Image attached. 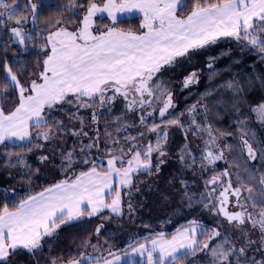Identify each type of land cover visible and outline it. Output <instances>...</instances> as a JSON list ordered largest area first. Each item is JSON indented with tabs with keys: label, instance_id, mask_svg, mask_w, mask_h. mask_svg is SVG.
Segmentation results:
<instances>
[{
	"label": "snow or ice",
	"instance_id": "obj_1",
	"mask_svg": "<svg viewBox=\"0 0 264 264\" xmlns=\"http://www.w3.org/2000/svg\"><path fill=\"white\" fill-rule=\"evenodd\" d=\"M23 6L24 0H20V3H17V0H11V3L0 0V17L3 18L0 19V26L15 18L16 26L9 27L7 31L11 33L14 42L20 45L34 38L24 26L27 23L36 24L40 18L38 4L33 0H27L28 13L17 16ZM47 6L49 5L43 3V0L39 5L41 8ZM187 6V0H122L120 3L117 0H105L102 5L96 0H85L83 4L70 0V4L64 8H70L74 14H79L75 9L80 7L84 9V14L75 30L69 28V25L74 23L70 17L56 19L45 25L46 43L41 46L45 50V59L39 66L42 71L37 72L39 82L32 79L25 87L20 82L28 74L24 68L20 67L14 71L12 66L4 64V79L18 92L19 100L15 109L7 114L0 106V145H5L6 141L13 139L31 144L34 136L36 140L54 145L51 151L53 155L59 154L62 172L72 170V165L77 163L78 154H83L79 163L91 164V167L87 171H73L72 176L27 196L16 203L14 210H9L7 204L0 209V264H7L10 256L15 255L17 250L24 249L32 254L42 250L44 239L53 238L62 225L97 216L105 209L122 217L124 203L121 191L130 194L134 186V175L141 172L152 174L153 153L158 157L155 171H160V166L165 163L163 157L167 156V128L173 126L183 129L185 134L186 142L179 154V162L183 167H199L204 171L208 166H214L220 161L228 164L225 151L233 157L232 162L237 169V185L233 187V174L228 168L211 176L205 180V187L209 190L202 194V199L208 201L204 206L211 205L229 224H234L241 231L246 246L256 243L248 239L243 230L242 226L246 221L253 229H259L264 237V207L259 209L257 218V215L248 211V204L241 200L243 191L248 193L247 200L256 199L245 180L255 182L264 190V173L246 166L264 158V141L257 137L248 120L243 118V114L237 118L239 132L236 144H225L224 147L218 143V136L211 124L196 121L193 115L197 110L196 105L188 109L187 114L191 119L187 125L180 120L184 113L164 120V117L174 115L170 110H174L176 105L173 103L171 81L161 80L157 75L165 67H176L180 59H190L191 54L216 43L222 37L234 38L243 48L256 51L264 59V0H204L203 3L201 0H194L190 13L178 15V10ZM136 10L143 14L140 27L146 31L137 33L115 26L118 14ZM98 14H107L113 26L94 32V18ZM16 63L22 64L19 58ZM208 67L211 68L212 64L209 63ZM181 83L183 88L198 83L197 73H189ZM222 87L235 93L243 91L241 83L235 80L227 81ZM7 94L0 86V95ZM117 94L128 100V111L152 108V112H148L147 116L157 111L153 107L154 103L162 105L158 110L162 124L153 123L148 129L157 134L154 146L151 142L139 144L137 137H126L129 146L125 148L116 137L121 129L126 130L128 125L123 123L122 117L117 116L115 132L105 127V152L101 157L95 160L90 157L93 150L100 151L98 128L95 129L96 135L89 138L90 142L81 144L79 150L73 148L63 151L55 147L60 135L88 137V133L83 130L86 126L85 119L79 115V109H93L91 121L93 125H98L99 117L95 110H110ZM65 105L77 109L69 115V121H79V130L53 116L45 115V109L53 110L57 106L63 109ZM252 111L257 120L264 124V104L256 106ZM140 122L146 124V116H140ZM193 128L194 136H207L199 163L187 143V134ZM143 136L144 133L139 134L141 139ZM36 147L43 145L37 144ZM104 156L108 157L107 167L98 171V166L103 165ZM6 157L8 166L15 167V163H19L27 168L24 153L9 152ZM13 158L15 163L12 162ZM238 159L245 161L244 167L236 162ZM39 160L44 163L49 157L41 156ZM117 164L122 166L117 167ZM26 175L30 178L31 173L26 172ZM114 180L117 187L113 186ZM181 184L187 189V182L181 181ZM230 195L236 198L234 207L241 209L240 211H228ZM106 196L111 199V203L106 202ZM184 196L189 201L192 200L187 191ZM252 207L255 208L256 204L253 203ZM127 209L129 213L134 212L130 202ZM101 228L102 224L95 230L97 237ZM198 235L206 236L207 242L199 241ZM213 240L218 242L210 247ZM89 246L96 255L80 252L78 257L66 261L52 259L50 264H117L121 260L119 255L112 252L104 256L100 252L102 245L99 242L92 244L90 239H86L80 245L84 248ZM246 246L238 247L235 238L230 236L227 230L222 233L217 227L209 233L203 224L195 220L177 229L170 239L164 232H157L154 238L145 237L144 242H139L138 246L129 245L133 253L146 258V264H178L184 257L200 252L209 257V264H233V261L234 264H264V258L250 259ZM260 246L264 248V239L261 240ZM261 256L264 257V251Z\"/></svg>",
	"mask_w": 264,
	"mask_h": 264
},
{
	"label": "trees",
	"instance_id": "obj_2",
	"mask_svg": "<svg viewBox=\"0 0 264 264\" xmlns=\"http://www.w3.org/2000/svg\"><path fill=\"white\" fill-rule=\"evenodd\" d=\"M6 2L11 3V0H6ZM33 2L38 4L40 18L36 24L27 23L24 26L25 30L33 35L34 38L32 40H26L24 45L14 42V38L7 29L16 26L14 22L15 18L12 21H5V23L0 26V86L8 93L7 95H0V106L3 107L6 114L14 110L18 105L19 96L18 92L13 90L9 81L4 79V64L7 63L12 66L14 71L20 67L24 68L25 72L28 74L25 78L21 79L20 82L26 87L32 79H35L33 77L35 70H42L39 66L45 59V50L41 47L46 43L44 39V36L47 34V31H44L45 25L56 19L70 17L74 23L69 26L73 28L74 24L80 20V14L82 13V8L80 7L75 9L79 14H74L70 8L67 10L64 8L65 5L70 4V0H46L43 1V3L49 6L42 8L39 7L42 0H33ZM84 2L85 0H76L77 4H83ZM187 2L188 6L182 9L186 13H190L194 0H187ZM203 2L204 0H201V3ZM212 2H218V0H212ZM17 3H20V0H17ZM28 11L27 0H24V6L20 8L17 16H24ZM0 19L3 18L0 17ZM219 44L225 45L218 47V51H214L215 49L213 47L219 46ZM239 49L243 52L242 55H245L250 69L253 71L256 69L258 71L254 72V74L257 75L254 81H259V84L264 85V77L262 79V76H264V59H262L256 51L243 48L241 43L237 42L234 38L222 37L219 38L216 43L209 45L203 58L199 59L198 64L193 66V71H195L198 76V83H194L188 88H183L182 83L179 81L175 82V84L170 87L172 96L177 104L176 106H178L175 112L176 116L180 113H184L183 116H180L181 123L185 125L189 123L191 117L187 114L188 109L196 105L198 111L193 113L196 121L198 123L212 125L218 136V143L220 146H224L226 141L233 137L232 135L228 136L224 133L225 128L229 127L237 130L236 133L239 132L237 118L241 114H243V118L248 120V122L252 120V130L262 139V131L258 132L253 111L249 109L244 110L241 107V99H244V94L247 93L250 98H255V94L253 93L254 90H251V86L249 85L252 79L250 83L248 82L249 79L245 81L248 92H246V89L244 90V87L242 93H235L231 90L232 93L230 94V98L227 97V101L225 100L226 105L223 103L225 106L222 104L221 107L219 105V100H214L218 98L215 93H218L220 87L222 88L227 81H239L243 86V80L239 75L240 69L237 68L236 65L240 64V59H242L238 51ZM233 51L235 52L233 58L224 57L230 60V62L228 60L227 62L220 60L222 56L233 54ZM17 58H19L22 64L16 63ZM210 58L213 59L210 60ZM209 63L212 64L211 68L208 67ZM229 66H232V73H229ZM255 91L257 94L259 93V96H262V92H264L259 86ZM179 92H184L185 98L184 96H180ZM196 92L199 95L195 96ZM259 101L263 102L262 99ZM259 101L255 99L252 103L256 106ZM127 103L128 100L117 94V98L111 105L110 110L97 108L95 111L99 117L98 125H93L91 121L93 109H79V115L85 119L86 126L83 130L88 133V137L78 138L70 134L60 135L55 147L63 151H68L73 148L79 150L81 144H88L90 142L89 138L96 135L95 129L98 128L100 133V151L93 150L90 153L91 159L95 160L98 156L104 155V140L106 139L104 135L105 127L107 126L109 131L115 132L117 125L115 117L117 116L122 117L123 123L128 125L127 129L124 130L122 128L116 137L121 140L125 148L129 146L126 137H137V142L141 145L146 144L147 141L155 142L157 134L148 131L153 123L160 124L157 122L159 121L158 119H156V122L154 121L155 112L151 116H147L146 114L148 112H152V108L148 107H145L143 111L139 108L135 111H128L126 107ZM115 104L117 105V109L114 108ZM211 106H214L215 110H212L213 108L211 109ZM215 106L220 107L215 108ZM236 109H239V111ZM76 110L75 107H69L67 105H65L63 109L57 106L53 110L45 109V115L53 116L55 119L64 121L66 125L70 124L72 128L79 130V121H69V115ZM142 115L146 116V124H141L140 122V116ZM184 116H187L185 120H183ZM33 132H35V130H33ZM140 133H144L142 139L139 137ZM167 133L168 141L165 146L167 156L163 157L165 163L160 166V171L157 173L155 171V165L158 157L156 153H153L152 174L146 175L141 172L133 176L134 186L131 188L130 194H125L124 190L122 192L124 203V214L122 217L110 214L106 218V216L103 217L99 214L94 221L98 223L97 225H90V223L82 228L81 225L85 223L82 221L83 219L77 223L63 225L57 230L53 238L49 239L46 237L44 239L42 250H38L34 254L24 249L17 250L15 255L10 256L7 264H50L52 259H63L66 261L69 258L78 257L80 252L96 255L97 253L93 252L91 246L87 248L80 247L84 238L87 237L91 240L92 244H97V242H99V244L102 245L100 252H102L104 256H107L108 252L120 253L131 248L129 245H138L139 242H144L145 237L152 236L154 238V234L157 232H164L168 237H171L177 229L186 226V224H189L193 220L215 228L214 224L210 222L212 219L210 218L211 214H209L211 205L205 207L204 205L208 203V201L207 199H202V194L209 190L205 187V180L209 177L208 173H204L199 167L190 168L191 171L187 172L185 167H183L185 173L176 175L170 164L179 160L178 155L180 149L186 142L185 134L183 129L174 126L167 128ZM221 133L224 135L221 136ZM202 138L206 140L207 136H202ZM187 143L192 153L196 155L197 162L199 163L201 153L199 150H193L196 145L198 146V142L194 141V139H190L189 134H187ZM37 144H41L43 147H36ZM53 146L54 145L50 143L36 140L34 136L31 144H28L27 141L12 142L8 140L5 145H0V176H3V178L7 180L5 183L0 181V209L7 204L9 210H14L16 203L25 199L27 196L33 195L61 179L72 176L73 171L78 173L91 167V164H80L79 160L83 158V154H78L76 157L77 163L72 165V170L62 172L59 154L53 155L51 151ZM29 148H31V151H29ZM9 152L24 153L27 168H25L23 164L15 163V158H13L12 161L15 163V167L8 166L6 154ZM45 155L49 157V160L41 163L39 157ZM106 157L107 156H104V160ZM128 158L130 157H126V159ZM231 162L232 161L229 160V163L226 164L222 161L221 163H216L212 167L214 169L224 170V167L227 165L229 168L231 167ZM106 167L107 166L104 165L98 166L100 169H106ZM37 169H39V171H36ZM208 169L209 166L207 170ZM26 172L31 173L30 178L26 175ZM181 181L187 182V189L182 186ZM185 191L192 196L191 201L185 198ZM129 202L133 206V213L128 212L127 204ZM101 224L103 228H101L99 237H97L95 230ZM226 229L227 227L225 226L221 232L224 233ZM227 232H230L228 234L235 238L238 247L246 246L239 229L230 228ZM259 233V229H256V235H254L255 230L246 231V234L250 235V240L256 242L251 246H246L247 253L249 254L252 251L253 257L257 255V251L264 249L260 246L262 236H260ZM257 236H260L259 240H255ZM105 241H107V243H105ZM217 242L218 240L211 241L210 247L214 246ZM182 262H184V264H189V262L190 264H209V257L205 253L200 252L194 256L184 257L178 263ZM125 264L146 263L132 261Z\"/></svg>",
	"mask_w": 264,
	"mask_h": 264
},
{
	"label": "rangeland",
	"instance_id": "obj_3",
	"mask_svg": "<svg viewBox=\"0 0 264 264\" xmlns=\"http://www.w3.org/2000/svg\"><path fill=\"white\" fill-rule=\"evenodd\" d=\"M43 1H46V0H43ZM96 2L97 3H99V4H103L104 2H105V0H96ZM117 2L118 3H120V2H122V0H117ZM81 16H80V20H81V17H82V15L84 14V9L82 8L81 9ZM181 14H187L183 9H179L178 10V15H181ZM80 20L78 21V22H76L75 24H74V27L73 28H71L70 26H69V28H70V30H75V28L76 27H78L79 26V24H80ZM94 20H95V26H94V28H93V31L94 32H98V31H104V30H106V28L107 27H111V26H113L112 25V22H111V19H110V17H108L107 16V14H98L95 18H94ZM143 22V14L140 12V11H138V10H136V11H132V12H129V13H120V14H118V20H117V22H116V24H115V26L116 27H118V28H121V29H124V30H131V31H134V32H137V33H140V32H142V31H146V29H141V27H140V25H141V23ZM47 35V34H46ZM225 44H219V46L217 45V46H214L213 48L215 49L214 51H218V47H222V46H224ZM226 46H228V45H226ZM207 50H208V46L206 47V48H204V49H201V50H199V51H197V52H195V53H193V54H191L190 55V59H180L179 61H178V63H177V66L176 67H174V68H168V67H165L164 69H162V71H161V73L158 75L159 76V78L161 79V80H164V81H171V85H170V87L172 86V85H174L175 84V82H181L182 81V79L185 77V76H187L189 73H191V72H193V66H195V65H197L198 64V60L199 59H202L203 58V56H204V54L207 52ZM239 51V54H240V57L242 58V59H240L241 60V62H239L240 64H236L237 65V68H239L240 69V77H241V79L243 80V87H244V90L246 89V85H245V81L246 80H248V82L251 80V84H249L251 87V90H254L253 91V93L255 94V98H253V97H249L248 95H247V93L246 94H244L245 95V97H244V99H241V107L244 109V110H247V109H249V110H252L253 108H255L256 106H258V105H260V104H264V92H262V96H259V93L257 94V92L255 91V89H258V86H259V88L260 89H262V91H264V85L262 84H259V81L258 82H256V80L254 81V79H256L257 78V75L256 74H254V72L255 71H257L256 69L253 71L252 69H250V65H248V61L245 59V55H242V51H241V49H239L238 50ZM241 51V52H240ZM235 54V52L233 51V54H228V55H225V56H222L221 58H220V60L221 61H223V62H227V60L228 59H226V58H224V57H230V58H233V55ZM229 62H230V60H228ZM39 70V69H38ZM38 70H35V72L33 73V77L35 78V79H38V77H37V72H38ZM39 71H42V70H39ZM232 73V66H229V73ZM258 72V71H257ZM263 77L264 76H262V79H263ZM199 91V90H198ZM193 92V91H192ZM246 92H248V89H246ZM232 92H231V89H227V88H224V87H220V91L218 92V93H215L217 96H218V98L217 99H214L215 101L216 100H219V105L222 107V104L224 103L225 105H226V102H225V100L227 99V97H229L230 98V94H231ZM111 93H109V95H110ZM179 94H180V96H184V98H185V93L184 92H179ZM197 95H199L197 92L195 93V96H197ZM261 95V94H260ZM130 99H131V97H130ZM255 99H257L258 101L260 100V99H262L263 100V102L262 101H259L258 103H257V105L256 106H254V104L252 103L253 102V100H255ZM227 101V100H226ZM223 104V105H224ZM177 105V104H176ZM224 105V106H225ZM160 106V104L159 103H154V105H153V107H155L156 108V112H155V119H154V121L156 122V119H157V116H158V108H160L159 107ZM220 106H215V108H217V107H220ZM114 108L115 109H117V105L115 104L114 105ZM213 108V109H212ZM177 109H178V106H176V109L174 110V111H172L173 113H174V115L172 116V117H169V116H166V118H164V120H167V119H169V118H175V116H176V111H177ZM211 109L212 110H215L214 109V106H211ZM231 110V109H230ZM198 110H196V112H197ZM254 113V112H253ZM249 116V115H248ZM254 117L256 118V114L254 113ZM185 118H187V116H184V119L183 120H185ZM157 122H159L160 124H162V119H160V121H157ZM202 124V123H201ZM252 125V120H249V126L250 127H252L251 126ZM256 126H257V128H258V132H261L262 131V139H263V141H264V124H262V123H260L258 120H257V118H256ZM175 127V126H174ZM176 128H179V127H176ZM180 129V128H179ZM261 129V130H260ZM195 131V129L193 128L191 131H189L188 132V134H189V137H190V139H194V141H197L198 142V146L196 145V147L195 148H193V150L194 151H197V150H199V152L201 153V150L204 148V142H203V140H204V138H202V136H194L192 133ZM215 131V130H214ZM216 132V131H215ZM257 136H258V138L259 139H261L260 138V136L258 135V134H256ZM203 136H205V135H203ZM12 142H14L15 141V139H13V140H11ZM18 141V140H17ZM189 141H191V140H189ZM147 142H150V141H147ZM152 143V145L154 146L155 144H156V139H155V142H151ZM221 147H224V146H221ZM180 154V153H179ZM195 155V154H194ZM102 156V155H101ZM101 156H98V157H101ZM196 156V155H195ZM97 157V158H98ZM96 158V159H97ZM107 158L108 157H106L105 158V160H104V162H103V165L104 166H107ZM178 158H179V155H178ZM106 161V162H105ZM222 161H220V162H217V163H221ZM263 162H264V158H263ZM263 162H261V165L264 167V164H263ZM98 165H99V161H98ZM102 165V166H103ZM122 165H120V164H117V167H121ZM123 166H126V165H123ZM170 166L173 168V170H174V172H175V174L176 175H181V174H183V173H185V169L187 170V172H189V171H191L190 170V168H183V165L179 162V160L178 161H176V162H174V163H171L170 164ZM213 167L212 166H209V171H211V169H212ZM194 171V170H193ZM204 173H208V170H204ZM262 173H264V171L262 172ZM208 176H210V174L208 173ZM211 177V176H210ZM209 177V178H210ZM140 179L142 180V177L140 176ZM134 180V179H133ZM0 181H3L4 183L7 181L5 178H3V176H0ZM116 185H117V183H115ZM236 184H237V182H236ZM245 184H247V186L248 187H251L250 186V182L249 181H247V180H245ZM5 185V184H4ZM118 186V185H117ZM234 186V185H233ZM218 188V191H219V186L217 187ZM122 192H123V190L121 191V194H122ZM244 193H245V195H244V197L241 195V200L242 201H244L245 203H246V201H247V197H248V193L246 192V191H243ZM253 195V197H254V194H252ZM232 200H234L235 199V201H236V198L234 197V196H232V198H231ZM250 202H252V201H250ZM107 203H111V199L109 198V200L107 201ZM246 204H248V203H246ZM234 205L235 204H233V206L231 205V204H228V211H230V212H235V211H237V207H234ZM241 210V209H240ZM215 208H213L212 206L210 207V209H209V214H211L210 215V218H212L211 220H210V222L212 223V224H214V227L215 228H219V230L220 231H222V229L226 226L227 227V229L226 230H229L230 228H236L235 227V225L234 224H229L224 218H223V216H218V217H216V216H214V214H215ZM110 214H112L111 212H110V210H107V209H105L102 213H101V215L104 217V216H106V218L108 217V215H110ZM112 215H114V214H112ZM212 216H214V218L212 217ZM98 217V215L97 216H93V217H86V218H84L82 221H84L85 223L83 224V225H81V227L83 228L84 226H86L87 224H90V225H97L98 223L97 222H94L95 221V218H97ZM257 217H258V215H257ZM107 220H109V219H107ZM111 220V219H110ZM112 220H113V218H112ZM94 222V223H93ZM110 224V223H109ZM186 225H188V224H186ZM220 225H221V227H220ZM205 226V228L209 231V233L211 232V230L213 229V227H209L208 225H204ZM243 227V230H244V232L246 233V231H252V230H255V234L254 235H256V229H253L252 227H251V225L246 221V223L242 226ZM246 230V231H245ZM175 233V232H174ZM173 233V234H174ZM228 233H230V232H228ZM259 237L260 236H257V237H255V240H259ZM169 238V237H168ZM171 238V237H170ZM247 238L248 239H250V235L249 234H247ZM86 239H89L88 237L87 238H84V240H86ZM197 239L199 240V241H201L202 243L203 242H207V240H208V238L206 237V236H202V235H198L197 236ZM261 239H264V237H262ZM136 246H138V245H136ZM262 251H264V249L262 250V249H260V251H257V255H255V259H257V260H260V259H262V258H264V257H262L261 256V252ZM128 253V255H125V253ZM126 252H123V255H122V257H121V260L119 261V262H117V264H122V263H124L125 261H129V262H131V261H140V262H145L146 263V258L144 257V256H140L139 254H136V253H133L132 252V249L131 248H129L128 250H126ZM102 253V252H101ZM120 253H122V252H120ZM119 253V254H120ZM117 254V253H116ZM248 256H249V258L251 259V258H253V252L251 251L249 254H248ZM178 264H184V262H182V263H178Z\"/></svg>",
	"mask_w": 264,
	"mask_h": 264
},
{
	"label": "flooded vegetation",
	"instance_id": "obj_4",
	"mask_svg": "<svg viewBox=\"0 0 264 264\" xmlns=\"http://www.w3.org/2000/svg\"><path fill=\"white\" fill-rule=\"evenodd\" d=\"M160 73H158L157 75H159ZM173 103H175L174 101H173ZM159 107H161V105L159 106ZM173 111V110H172ZM237 132V130H234V129H232V128H229V127H227V128H225L224 129V133L226 134V135H232L233 137L232 138H230V140H228V141H226V143L225 144H232V145H235L236 144V142H237V135H238V133H236ZM258 137V136H257ZM247 138V137H246ZM260 140H262V139H260ZM263 141V140H262ZM251 142V141H250ZM224 144V145H225ZM254 147H256V145H254ZM225 157H226V159H229V160H231V161H233V157L232 156H230L229 155V153L227 152V151H225ZM236 162H238V163H240L241 164V166L242 167H244L245 166V161L243 160V159H238ZM261 162H263V158H259L257 161H253V162H250V163H248L246 166L249 168V169H255V170H257L258 172H260V173H262L263 171H264V167L261 165ZM263 164H264V162H263ZM225 168H228V170H229V172L230 173H232L233 175H232V181H233V187H235L237 184H236V176H235V174H236V172H237V169H236V167H235V163H233V162H231V167L229 168V166L227 165V166H225L224 167V169ZM210 169H208V173L210 174V175H217V174H219L221 171H223V170H220V169H214V168H212L211 169V171H209ZM250 182V181H249ZM250 186H251V188H252V193L254 194V197L256 198L254 201H252V202H250L249 200H247L246 201V203H248V211L249 212H252L253 213V215H258V212H259V209L261 208V207H264V195H262V193H264V190H262L261 189V187L258 185V184H256L255 182H250ZM244 195H245V193L244 192H242V196L244 197ZM232 198V196L230 195V197H229V204H231L232 206H233V204H235L236 203V201H235V199L234 200H232L231 199ZM253 203H255L256 204V207L255 208H253L252 207V204ZM237 211H240V209L239 208H237ZM216 215H218V216H222L221 214H218L217 212L215 213ZM217 216V217H218ZM258 218V217H257ZM260 234V236H261V233H259Z\"/></svg>",
	"mask_w": 264,
	"mask_h": 264
},
{
	"label": "crops",
	"instance_id": "obj_5",
	"mask_svg": "<svg viewBox=\"0 0 264 264\" xmlns=\"http://www.w3.org/2000/svg\"><path fill=\"white\" fill-rule=\"evenodd\" d=\"M14 142H21V141H19V140H18V141H17V140H15ZM88 169H89V168H87V169H85V170H83V171H87ZM97 170H98V171H103L104 169H100V168H98ZM115 183H116V182H115V180H114V184H113V186H114V187H117V185H116ZM51 185H52V184H51ZM49 186H50V185H49ZM42 190H43V189H42ZM42 190H40V191H42ZM40 191H38V192H40ZM36 193H37V192H36ZM34 194H35V193H34ZM34 194H33V195H34ZM108 200H109V198L106 196V202H107ZM62 226H63V225H62ZM167 237H168V236H167ZM169 239H170V237H169ZM124 252H126V251H124ZM114 254H115V255H119V256H121V257H122V255H123V252H122V253H120V254H119V253H117V254H116V253H114ZM128 262H129V261H125V262H124V263H122V264H125V263H128ZM131 262H132V261H131Z\"/></svg>",
	"mask_w": 264,
	"mask_h": 264
},
{
	"label": "water",
	"instance_id": "obj_6",
	"mask_svg": "<svg viewBox=\"0 0 264 264\" xmlns=\"http://www.w3.org/2000/svg\"><path fill=\"white\" fill-rule=\"evenodd\" d=\"M171 111V110H170Z\"/></svg>",
	"mask_w": 264,
	"mask_h": 264
}]
</instances>
